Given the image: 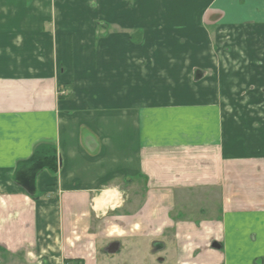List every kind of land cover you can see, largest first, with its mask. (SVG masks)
<instances>
[{
  "label": "crops",
  "instance_id": "crops-1",
  "mask_svg": "<svg viewBox=\"0 0 264 264\" xmlns=\"http://www.w3.org/2000/svg\"><path fill=\"white\" fill-rule=\"evenodd\" d=\"M230 1L0 0L3 264H264V65Z\"/></svg>",
  "mask_w": 264,
  "mask_h": 264
},
{
  "label": "rangeland",
  "instance_id": "rangeland-1",
  "mask_svg": "<svg viewBox=\"0 0 264 264\" xmlns=\"http://www.w3.org/2000/svg\"><path fill=\"white\" fill-rule=\"evenodd\" d=\"M247 0H231L228 4H223L224 6H220L221 10H223V12L225 13V17H226V12L225 10L227 11V15H229L230 11L229 9H231L232 7H236V10L241 9L244 11H246V17L249 18L248 19H251V20H246L247 22H243L245 24H240V25H237L236 28L237 30L241 31V28L243 29L242 31L243 32H247V33H252V35L249 34V37L252 36V39H251V42H250V46L252 45V50L254 48L258 49L257 51H255L254 55L256 59H254V63L256 64V62H258L261 66L264 65V8L260 9V10H256L257 7L253 8L254 6H249L248 3H246ZM252 8V10H251ZM248 13V14H247ZM254 16H257L258 17V20H260V22H258L256 24V22L253 21V19L251 17H254ZM222 31L221 32H224L222 33L221 35H223L224 37L227 36L228 34V31L226 29H221ZM227 31V32H225ZM227 35H226V34ZM243 36V37H248V35ZM242 38H237L236 41H233V42H238V43H241V42H244V41H247L246 39H243ZM248 37V38H249ZM250 39V38H249ZM231 41V39H230ZM247 52L248 50L250 49L249 47L246 48ZM243 50V49H242ZM253 57V56H252ZM251 62V61H250ZM252 62V63H253ZM63 94V92H62ZM261 105H263L264 107V103H262ZM256 106V105H253V107ZM263 109V108H262ZM128 198V197H127ZM129 199V198H128ZM127 202H130V200H127ZM198 205L194 206L193 208H197ZM201 207V206H200ZM199 208V207H198ZM205 208V207H204ZM206 211H207V208H205ZM193 210H196V209H192L190 211H193ZM197 211V210H196ZM120 243V242H119ZM121 243H123V241H121ZM151 251V250H150ZM123 252V247H122V250L120 253ZM124 253L127 255L128 252H125ZM152 253V252H151ZM97 256H98V260L100 261L101 259H105V258H109L110 255H107L104 250H103V247H99L98 248V253H97ZM151 257V256H150ZM152 258V257H151ZM16 261H18V259L14 258L13 259V263L16 264ZM153 261V260H152ZM153 263V262H152ZM0 264H3V262H1V259H0Z\"/></svg>",
  "mask_w": 264,
  "mask_h": 264
},
{
  "label": "water",
  "instance_id": "water-1",
  "mask_svg": "<svg viewBox=\"0 0 264 264\" xmlns=\"http://www.w3.org/2000/svg\"><path fill=\"white\" fill-rule=\"evenodd\" d=\"M111 253H114L115 252V248H112V251H110Z\"/></svg>",
  "mask_w": 264,
  "mask_h": 264
}]
</instances>
